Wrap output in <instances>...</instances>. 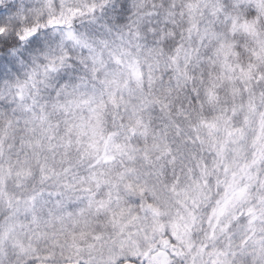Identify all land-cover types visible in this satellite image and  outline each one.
<instances>
[{
    "label": "clouds",
    "instance_id": "9594fccd",
    "mask_svg": "<svg viewBox=\"0 0 264 264\" xmlns=\"http://www.w3.org/2000/svg\"><path fill=\"white\" fill-rule=\"evenodd\" d=\"M0 264H264V0H0Z\"/></svg>",
    "mask_w": 264,
    "mask_h": 264
}]
</instances>
